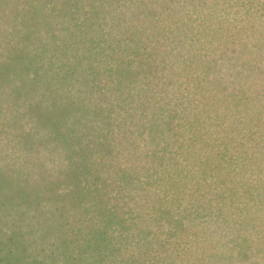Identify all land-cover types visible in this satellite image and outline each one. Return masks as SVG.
<instances>
[{"label":"trees","instance_id":"obj_1","mask_svg":"<svg viewBox=\"0 0 264 264\" xmlns=\"http://www.w3.org/2000/svg\"><path fill=\"white\" fill-rule=\"evenodd\" d=\"M0 264H264V0H0Z\"/></svg>","mask_w":264,"mask_h":264}]
</instances>
